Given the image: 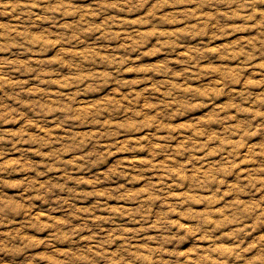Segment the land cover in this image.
<instances>
[{"label":"rangeland","instance_id":"374dc122","mask_svg":"<svg viewBox=\"0 0 264 264\" xmlns=\"http://www.w3.org/2000/svg\"><path fill=\"white\" fill-rule=\"evenodd\" d=\"M0 264H264V0H0Z\"/></svg>","mask_w":264,"mask_h":264}]
</instances>
